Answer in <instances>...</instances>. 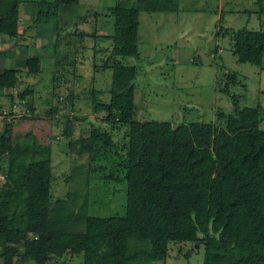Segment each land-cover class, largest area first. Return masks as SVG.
Instances as JSON below:
<instances>
[{
    "label": "trees",
    "instance_id": "1",
    "mask_svg": "<svg viewBox=\"0 0 264 264\" xmlns=\"http://www.w3.org/2000/svg\"><path fill=\"white\" fill-rule=\"evenodd\" d=\"M258 1L264 12V0ZM22 3L0 0V36L14 37L17 46L33 28L54 24L56 50L63 36L69 35L63 34L59 23L60 6H81L80 0L35 1L36 14L31 24L23 26ZM180 9V0H115L106 15L110 33H99L95 25L79 31L75 23L76 42L95 37L110 43L106 49L95 50H107V55L101 64L93 63L95 70H112L110 98L101 102L100 91L92 89V106L96 112H107V121L129 125L123 173L110 170L103 177L125 183V213H89L87 191L68 192L66 199L53 197L49 148L46 154L38 151L36 140L33 148L21 146L0 126V165H8L4 170L7 185L0 187V264H62L59 260L67 254L81 255L83 264H152L167 259L170 244L183 243L206 246L205 264H264V129L259 127L264 108L239 105L240 97L230 91L238 74L228 73L220 90L235 105L233 113L218 114L223 127L199 121L174 127L165 121L134 120L137 68L121 64L116 57L139 59L141 13H178ZM229 35L237 63L262 65L264 30L242 28ZM9 55L0 50V57ZM25 62L32 74L40 75L39 58ZM54 63L57 66L60 60ZM19 70L12 67L0 73V97L17 87ZM33 93L25 88L18 96L25 100ZM51 112L54 109L46 114ZM65 125L64 134L71 139L72 120ZM68 143L70 151L87 153L90 161L107 157L115 145L112 135L94 124L88 137ZM18 213L26 214L24 227L18 225Z\"/></svg>",
    "mask_w": 264,
    "mask_h": 264
},
{
    "label": "rangeland",
    "instance_id": "2",
    "mask_svg": "<svg viewBox=\"0 0 264 264\" xmlns=\"http://www.w3.org/2000/svg\"><path fill=\"white\" fill-rule=\"evenodd\" d=\"M113 4L114 0H81L77 18L70 23H66V13L62 12V16L59 14V23L65 30L63 34L69 35L63 36L57 50L56 35L51 40L46 38L39 41L43 44L48 40L56 53L54 56L50 53L43 56L40 75L32 74V70L26 66L25 61L33 57L34 53L29 54L25 49L23 54H16L18 50L12 42L13 38L6 39L9 43H0V50L8 43L4 51L11 53L2 57L16 58V65L8 62L7 67L20 68L17 87L12 92L5 91L4 96L0 97L1 128L9 130L13 141L21 146L33 148L32 143L36 140L38 151L46 154L45 150L49 148L53 197L66 199L68 192L81 194L87 191L89 213L96 216L125 213V183L117 184L103 177L110 170L123 173L129 125L107 121V112H96L92 106V89L100 91L101 102L107 103L110 98L108 90L113 79L112 70H95L93 66V63L101 64L102 56L107 55V50L103 53L95 50L108 48L109 41L86 37L76 42L73 31L77 27L79 31L91 30L90 26L93 29L95 25L99 33L101 30L108 33L111 23L106 17L107 9ZM23 6L21 4L19 15ZM180 7L178 13H141L138 29L139 59L116 57L121 64L137 68L134 120L165 121L174 127L199 121L223 127L218 114H229L235 110L230 97L220 91L230 72L238 74L237 83L230 86V91L240 97L239 105L254 107L261 104L264 108V58L262 65L237 63L232 50L233 39L229 35L242 28L264 30V12L260 11L259 1L180 0ZM94 12L98 13L96 19ZM80 15L87 17L82 18ZM26 17L20 18L23 26L31 24V20ZM75 23H78L77 27ZM38 28L25 34L23 45L27 49L33 43L35 46ZM219 33L223 36H218ZM56 58L60 60L57 66L54 63ZM25 88L34 93L20 100L18 93ZM9 94L13 95V100ZM49 109H54V112L47 115ZM7 118H10V122H7ZM66 120H72L71 139L64 134ZM91 123L110 133L115 142L109 155L97 156L98 161H90L87 153L76 155L69 150L70 140L90 135ZM259 127L264 129V119ZM92 166H95L96 172L91 170ZM6 167L7 162L1 163L0 187L7 185L4 174ZM88 170L90 181L87 185ZM25 217L26 214H19L20 227H24ZM169 246L167 259L152 264H205L206 246L197 248L189 243ZM59 261L62 264H83L81 255L67 254Z\"/></svg>",
    "mask_w": 264,
    "mask_h": 264
},
{
    "label": "crops",
    "instance_id": "3",
    "mask_svg": "<svg viewBox=\"0 0 264 264\" xmlns=\"http://www.w3.org/2000/svg\"><path fill=\"white\" fill-rule=\"evenodd\" d=\"M29 3H31V5H29ZM80 4H81V0H80ZM114 4H115V0H114ZM22 5H24V6L21 9L20 17L24 18L27 16L26 18L31 20L33 18V16L36 14L38 5H36L35 1H28V0H23ZM78 7H80V6H78V5L60 6L59 14H61V16H62V12L66 13L65 14L66 23H70L72 21L74 22L75 18H77V14L79 11ZM105 23H107V22H105ZM100 28H102V25L99 27V29ZM55 30H56V28H55L54 24L53 25L52 24H46V25H42V26L39 25V28H38L37 34H36L37 41L35 42V46L33 43L32 44L33 46L31 48L27 49L24 45H22L23 43L20 45H17L16 50H18V51L16 52V54L21 55V54H23V52H25V49H26V51L30 52L29 54L34 53L33 57H37L40 59L41 66H42V63L44 60L43 56L46 57L47 53H50V55L52 54V56H54L55 52H54L53 44L48 43V40H46V43H43V44L41 42L39 43V41L45 40L46 38L51 40V38L56 34ZM107 30H108V28L106 29V31ZM100 32L103 33L104 31L101 30ZM12 38L14 39V37H12ZM6 39H11V37L4 36V35L0 36V43H2L3 41H6L9 43V41ZM12 42H15V39ZM12 42H11V44H12ZM8 43H5L2 46L1 50L4 49V46H6ZM50 49H53V51H51ZM15 59L16 58H14V57H12V58L0 57V73L2 71H4L5 69H11V68L7 67L8 62H11L12 65H16V64H14Z\"/></svg>",
    "mask_w": 264,
    "mask_h": 264
},
{
    "label": "built area",
    "instance_id": "4",
    "mask_svg": "<svg viewBox=\"0 0 264 264\" xmlns=\"http://www.w3.org/2000/svg\"><path fill=\"white\" fill-rule=\"evenodd\" d=\"M7 122H10V118H7ZM1 173V175H2V172H0ZM1 178H2V176H1Z\"/></svg>",
    "mask_w": 264,
    "mask_h": 264
}]
</instances>
